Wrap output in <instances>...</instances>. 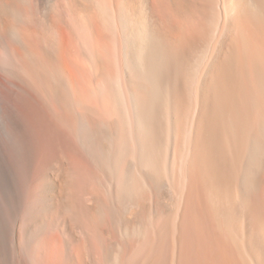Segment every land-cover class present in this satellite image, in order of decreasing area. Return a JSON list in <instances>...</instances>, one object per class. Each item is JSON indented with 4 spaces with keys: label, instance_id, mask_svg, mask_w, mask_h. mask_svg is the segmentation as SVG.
Returning <instances> with one entry per match:
<instances>
[{
    "label": "bare ground",
    "instance_id": "obj_1",
    "mask_svg": "<svg viewBox=\"0 0 264 264\" xmlns=\"http://www.w3.org/2000/svg\"><path fill=\"white\" fill-rule=\"evenodd\" d=\"M5 2L0 264H264V0Z\"/></svg>",
    "mask_w": 264,
    "mask_h": 264
},
{
    "label": "rangeland",
    "instance_id": "obj_2",
    "mask_svg": "<svg viewBox=\"0 0 264 264\" xmlns=\"http://www.w3.org/2000/svg\"><path fill=\"white\" fill-rule=\"evenodd\" d=\"M5 1H7V0H2V1H0V4H2L3 5V7H5V5H6V2ZM2 5H0V14H1V16H3V14L1 13L2 12ZM4 9V8H3ZM0 34H2V36L0 37V44L2 45L3 44V39H4V33H3V29L1 28L0 29ZM7 245H9V243H7ZM12 249H13V252H12ZM11 255H12V258H13V261H14V264L16 263V260H17V257H16V252L18 251L19 253H20V251L18 250V247L16 246V244H14V247H12L11 246ZM15 251V252H14ZM15 253V254H14Z\"/></svg>",
    "mask_w": 264,
    "mask_h": 264
}]
</instances>
